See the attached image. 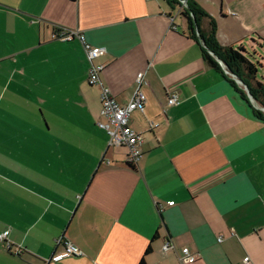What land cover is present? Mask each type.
<instances>
[{
  "label": "crops",
  "instance_id": "crops-1",
  "mask_svg": "<svg viewBox=\"0 0 264 264\" xmlns=\"http://www.w3.org/2000/svg\"><path fill=\"white\" fill-rule=\"evenodd\" d=\"M176 2L0 0V264H182V249L185 264H264V121ZM190 3L219 46L264 57V0ZM60 31L105 49L99 79L120 106L144 74L134 167L107 148L82 43Z\"/></svg>",
  "mask_w": 264,
  "mask_h": 264
},
{
  "label": "built area",
  "instance_id": "built-area-1",
  "mask_svg": "<svg viewBox=\"0 0 264 264\" xmlns=\"http://www.w3.org/2000/svg\"><path fill=\"white\" fill-rule=\"evenodd\" d=\"M181 11L186 8V0H178ZM73 38H78L83 46V50L86 55V59L90 65L89 76L87 84L91 87L99 88V100H100V116L103 122H98L97 127L103 130L107 135V148H123L126 150V164L130 167H134L141 156V146L143 143L142 135L136 133L128 126V119L132 112L138 109H142L145 103V96L141 91V87L145 84L144 74L139 73L135 78V90L129 103L125 106H120L111 95L109 89L105 87L99 79V74L103 71L104 66L96 64L95 61L105 53V49L102 47H91L84 41V37L77 32L60 31L52 35V39L60 41H70ZM224 68V66L219 62ZM178 101L174 95H171L167 99V106H175ZM263 111V110H262ZM156 127V125H153ZM172 206L173 203H168ZM161 210V206L158 207ZM8 236V231H4L0 234V242H3ZM221 239H218L220 242ZM171 245L166 242L161 252L164 254ZM183 257L180 259L182 264L195 260V257L188 254L187 249H182ZM64 253L68 256L79 257L82 252L75 246L67 244L64 246ZM61 256L54 257L59 259ZM244 263H248V258L243 260Z\"/></svg>",
  "mask_w": 264,
  "mask_h": 264
},
{
  "label": "trees",
  "instance_id": "trees-1",
  "mask_svg": "<svg viewBox=\"0 0 264 264\" xmlns=\"http://www.w3.org/2000/svg\"><path fill=\"white\" fill-rule=\"evenodd\" d=\"M168 2L177 4L176 0H168ZM183 14L188 21L193 37L201 44L203 59L222 73L220 62L224 69L241 83L247 99L256 105L252 104L251 107L253 115L264 121V112L262 111L264 110V84L257 81L256 78L257 65L260 64L253 63L241 46L236 48L219 46L215 40L216 27L214 22L201 9L192 5L190 0H186V8ZM203 20H208V26L202 29L201 22ZM233 84L235 85V83ZM148 252L149 248L146 253ZM139 264H145L144 260H141Z\"/></svg>",
  "mask_w": 264,
  "mask_h": 264
},
{
  "label": "rangeland",
  "instance_id": "rangeland-1",
  "mask_svg": "<svg viewBox=\"0 0 264 264\" xmlns=\"http://www.w3.org/2000/svg\"><path fill=\"white\" fill-rule=\"evenodd\" d=\"M243 48H244V50H245V52L247 54V57L253 63L260 64V65H257V75H256V78H257V81H259L262 84H264V57H263V54L261 53V51L256 46H254L252 44H249V43L245 44L243 46ZM239 84L242 87L241 83H239ZM253 104L255 105L254 102H253ZM119 149L125 150L123 148H119Z\"/></svg>",
  "mask_w": 264,
  "mask_h": 264
},
{
  "label": "water",
  "instance_id": "water-1",
  "mask_svg": "<svg viewBox=\"0 0 264 264\" xmlns=\"http://www.w3.org/2000/svg\"><path fill=\"white\" fill-rule=\"evenodd\" d=\"M235 81L237 82V83H240L239 81H237L236 79H235ZM263 112H264V110H263Z\"/></svg>",
  "mask_w": 264,
  "mask_h": 264
}]
</instances>
